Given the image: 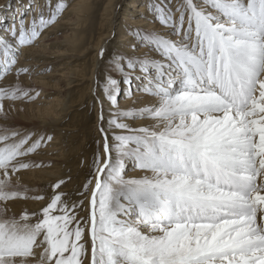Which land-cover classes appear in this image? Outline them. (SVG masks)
<instances>
[{
  "label": "snow or ice",
  "instance_id": "1",
  "mask_svg": "<svg viewBox=\"0 0 264 264\" xmlns=\"http://www.w3.org/2000/svg\"><path fill=\"white\" fill-rule=\"evenodd\" d=\"M151 7L167 32H137L132 47L147 46L144 57L116 54L129 93L135 83L151 106L122 110L121 81L97 85L103 148L82 199L61 180L35 197L47 200L38 213L17 218L11 203L29 197L13 174L30 167L24 158L42 138L0 134V264H264V0ZM65 10L43 0L11 23L0 17V111L5 99L30 96L19 80L29 71L21 52ZM140 120L151 123L133 127Z\"/></svg>",
  "mask_w": 264,
  "mask_h": 264
},
{
  "label": "bare ground",
  "instance_id": "2",
  "mask_svg": "<svg viewBox=\"0 0 264 264\" xmlns=\"http://www.w3.org/2000/svg\"><path fill=\"white\" fill-rule=\"evenodd\" d=\"M66 1L67 0H56V2L64 3L65 5L68 6V8H66V10L62 13L63 15H61L58 18V21L43 33L42 37H40L36 42H34L33 45L25 46L23 48L20 56L24 58V61L23 62L20 61L21 63L20 65L21 66L28 65L29 68H34L35 70L37 68V70L40 69L42 71L50 67L49 65L58 64L59 66H61V67L58 66V68L53 71L55 72L56 75L51 76L50 78L67 77L66 82L68 86L73 85V87L75 88L76 97L79 99V105L77 106H83L86 102L90 103L89 106L91 104L93 105L97 119L95 130L98 131V134L95 135H97L100 139L98 140L101 141V144L99 146L101 149L100 151H102L103 136L100 131L101 107L94 97L95 94L97 93V85L99 84L101 89L104 86L101 80H105L104 83H106L107 79L110 78L109 76L110 74L107 75L105 71V67L103 68V62L105 61L106 65H108L111 63V61H113L114 63L113 62L112 63L114 64V67H116L114 68V70H116L117 67H119L118 63L116 62L119 60V57L116 56L117 53L126 54L125 60L127 56H132L133 58L144 57V55L149 51L147 46H140L141 50L139 53H136L132 49L135 48L132 47L133 39L135 38L137 41H139V36L137 35V32H139V35L142 36L148 33H164L167 32V28L153 21V15L151 14L152 13L151 6L152 4L156 3V0H129V4L126 12L136 9V11L140 15H138V17L136 18L135 17L133 18V16H131V18H128L127 13L125 12L123 14L122 19L126 21V23L124 25L120 24L122 26L118 29V31L116 30V26H114V20H115L116 11L120 5V0H69L68 4H66ZM4 2L5 3H2L0 5V17H7V20H9L8 22L11 23L13 17L17 16L22 9L28 8L29 5L31 4H42L43 0H4ZM170 2L172 4H177L179 3V0H170ZM52 3L53 0H49V4L52 5ZM13 4L15 5L13 6ZM9 5L12 6L8 7ZM2 31L3 28L2 25H0V32ZM62 32H65L66 35L62 37V39H58L57 36L60 35ZM117 32L119 36L116 43L111 44V42H108L109 39L114 36L113 34ZM51 36H54L53 37L54 42L48 46L50 47V49L47 50V46L45 44L47 41L45 40ZM137 46H139V44H137ZM101 51L106 52V56L104 59H101L99 55ZM123 75L124 73L122 72L118 73V77H122ZM46 78H49V76H47ZM16 79L17 77L15 76V74H12L7 78V83L14 84ZM19 80L24 88L27 89L28 86L30 88L31 87L35 88L33 84L27 82L28 81L27 76H21L19 77ZM49 85H51L54 88H57L56 83L51 84L50 82ZM136 87L137 85L134 83L132 89L133 88L136 89ZM122 90H124V92L127 94L129 93V88L126 84H123ZM32 91L33 93L36 92L35 90ZM139 96L145 99L144 102L142 101L141 103L142 105L147 103L151 105L152 98L148 94L140 93ZM130 102L132 101L127 100L126 104L129 105ZM63 103L64 102H61L60 104L62 107H63ZM34 104L35 105L39 104V101ZM3 105H6L5 107L3 106L6 109L7 104L5 103ZM24 105L25 104L21 103L19 104L18 107ZM30 107H34V106L26 105L27 109H31L32 110L31 112L33 113L35 112L36 117L41 119H43L41 116L49 117L42 122L44 124V127H46L45 124H48V122H50L49 120L51 121L54 120L56 121V124L57 123L60 124L61 121L64 118H66L68 115L67 114L68 110L65 108L58 112L59 114L58 116H55L53 112L49 111V110H53V108H48V110H46L44 108L40 109L34 107L35 109H32ZM108 109H109V105L105 103L103 107V114H104L103 126L106 129L108 127L107 126ZM89 110L90 108L86 109L84 112H82V114H80V117L81 116L83 117V121L81 119L79 123L81 127L86 126V124L88 125L87 120H88V113L90 112ZM7 113L11 114L10 119H8L7 121L0 120V134L3 133L6 127L9 131L10 130L13 131L15 127L20 126L21 124L23 126L25 122L20 120V118H23L28 121L31 120L27 117L28 114H30L29 111L28 112L26 111L25 113L22 112L20 114V111H18V109L16 110L15 108H12L8 112H6V114ZM35 124L36 123H34L33 126H35ZM145 125H148V123L140 120L137 121L136 124L134 123L133 127H140ZM27 128L28 127L26 125V129ZM63 129L65 130V128ZM79 130L80 129H75V127L73 126H68L66 132L72 133V135L69 134L72 141L73 140L79 141L81 135L80 133H77ZM41 131H37L34 133V131L31 130L29 131V134H33V133L39 134L38 138H43L44 132ZM62 133L59 132V135L56 136L55 138H52L51 142H49L48 144H44L46 139L42 141L41 145L42 146L46 145L45 147L47 149H43L42 147L41 155L34 157L27 156L24 158L26 162L28 163L31 162V164H34L39 161H43L44 163H48L50 166H48L47 164H43V165H47L44 166L47 168H43V167L38 169L34 168V170L25 171V172L21 170L19 173H14L13 174L14 178L16 177L19 178L18 183L21 186V190L29 191V194H31V191L38 185V182L36 181L34 182L33 177L38 176L40 183L45 182L47 179H54V181L59 179V178L56 179V177H60L58 176L60 169L57 168L58 166L57 163L59 161L61 162L62 160L67 162V159L70 160L72 155L71 151L69 154L61 152L63 151V147L59 150L60 145L64 141L62 137L63 136ZM48 136L49 134L45 137ZM81 140L83 139L81 138ZM58 150L61 152V154L56 153V151ZM37 158L39 160H37ZM52 164L54 165L52 166ZM129 175L138 176L140 175V172L138 170H135L132 173H129ZM14 204L15 205H12L11 203V211L13 213L17 212V214L22 215L25 207L27 208L26 211H28V209L37 210L38 208L44 205V202H36V201L20 202V200H16ZM86 206H87V202H86ZM90 246H91V241L89 238V242H88L89 249Z\"/></svg>",
  "mask_w": 264,
  "mask_h": 264
},
{
  "label": "rangeland",
  "instance_id": "3",
  "mask_svg": "<svg viewBox=\"0 0 264 264\" xmlns=\"http://www.w3.org/2000/svg\"><path fill=\"white\" fill-rule=\"evenodd\" d=\"M5 2H4V0H0V5L2 3H5ZM68 3H69V0L66 1V4H68ZM128 4H129V0H120V5L116 11L115 20H114V26H116L117 31L122 25H124L126 23V21H124L122 18H123V14L127 10ZM14 5L15 4H13V6ZM66 8H68L67 5H66ZM126 13L128 15V18H131V16H133V18L134 17L136 18V17H138V15H140L136 11V9L128 11ZM61 15H63V14H61ZM8 21L9 20H7V22ZM8 23H10V22H8ZM120 24H122V25H120ZM2 28H3V26H2ZM65 35H66L65 32H62L60 35L57 36V38L62 39V37H64ZM113 35L114 36L111 37L108 41V42H111V44H115L117 39H118V36H119L118 32L113 34ZM53 37L54 36L48 37L45 40V41H47L45 43L47 46V50L50 49V47H48V46L54 42ZM132 49L136 53H139L141 50V47L139 45V46L132 48ZM21 57L22 56L19 57V59H20L19 63H20V61H22V62L24 61V58L23 57L21 58ZM112 62L113 61H111L110 64L106 65V62L104 61L103 62V68L105 67V71H106L107 75L110 74L109 75L110 78H116V79L121 81V83H120V95L118 97L120 108L122 110H127V109H132V108L151 106L148 103L143 104V105L141 104L142 101L143 102L145 101V99L143 97L139 96V94L142 92L136 91L135 88H133L134 90L128 94L125 93L124 90H122V86L125 83L122 82V79H121L122 77H118V73L119 72L121 73V68H119L120 64L118 63V66H119V67H117L118 70L117 69L114 70V68H116V67H114V64H113L114 62L113 63ZM49 66L50 67H48L47 69H44L43 71L40 69L37 70V68H36V70L34 68H29L28 65L23 66V67L27 68L29 71L22 76H27V78H28L27 82H30L31 84H33L36 89L34 87L30 88L28 86L27 90L29 91L30 96L27 98H24V99L15 100V101L10 100V99H5L4 101H2V103L7 104V108H6L7 110L4 108L6 105H3L4 106L3 111H0V120L1 121H4V120L7 121L8 119H10L11 114H8V113L6 114V112L11 110L12 108H15L16 110L18 109V111H20V114L22 112L25 113L26 111L30 112V114H28L27 117L31 120L28 121V120H25L23 118H20V120L25 122L23 124L24 127L21 124L20 126L15 127L13 129V131H19L22 133H24V132L29 133V131L32 130L35 133L37 131L42 130L44 132V137L49 134V136L52 138H55L56 136H58L59 132H61V133L63 132L62 137H63L64 141L60 145L59 150L63 147V151H61V152L69 154L71 151L72 155H71L70 160L67 159V162L62 160L61 162L59 161L57 163V165H58L57 168L60 169L58 176H60V177H56V179L57 178H59V179L55 180L56 182L54 181V179H47L48 181L46 180L45 182L40 183L38 176L33 177L34 182L35 181L38 182V185H37L38 188L35 187L31 191V194H29V191H26V193L28 194L27 196L29 197L28 199H23V198L18 199V200H20V202H29V201L44 202L43 206L46 205L47 200L46 199L37 200V199H35V197L36 196L37 197L49 196L51 194V191L53 190L54 185L57 182H60L61 180L68 181L67 187L64 188L63 190L65 193L69 194L70 198L73 201H78V200L82 199V197L80 196V190H82V186L85 184L86 180L89 178V175L92 171V160H93L95 154L101 150L100 146H99L101 144V141H99L100 140L99 137L97 135H95V134H98V131L95 130L97 119H96L95 109H94L93 105L91 104L89 106L90 103L86 102L83 106H77V105H79V99L76 97L75 88L73 87V85L68 86V84L66 82L67 77H64V78H53L52 77V78H50L51 76L56 75L55 72H53V71L56 70L59 65L53 64V65H49ZM108 66H112L113 70L110 71V67H108ZM59 67H61V66H59ZM47 76H49V78H46ZM104 81L105 80H101V82H103V85L105 84ZM50 82H51V84L56 83L57 88H54L51 85H49ZM32 90H35L36 92L34 91L35 93H33ZM135 92H136V94H135ZM127 100H130L132 102H130V104L128 105V104H126ZM38 101H39V104L35 105L34 103H36ZM61 102H64L63 107L60 105ZM21 103H23L25 105L18 107L19 104H21ZM31 104H33V105H31ZM26 105L34 106V107H37L40 109L44 108L46 110H48V108H53V110H49V111L53 112L55 116H58L59 115L58 112L65 108L68 110V112H67L68 115L66 118H64L61 121V123L63 122L62 124L60 123L61 125L58 123L56 124V121H54V120H52V121L49 120L50 122H48V124H45L46 127H44V124L42 122L49 117L41 116L43 119L36 117L35 112L33 113V112H31L32 111L31 109H27ZM8 106H10V107H8ZM34 107H30V108L35 109ZM28 108H29V106H28ZM88 108H90V110H89L90 112L88 113V120H87L88 125L86 124V126L81 127L79 125V123H80L81 119L83 121V117L82 116L80 117V114H82V112H84ZM32 121L33 122L35 121L34 122V123H36L35 126H33L34 123ZM141 121L147 122L148 124L151 123L150 120H141ZM136 122H134V123L136 124ZM27 123H29V124H27ZM31 123H33V124H31ZM26 125L28 127L27 129H26ZM58 125H60V126H58ZM68 126H73V127H75V129H80L77 132V133L81 134L79 141H77V140L72 141V139L70 138V135H72V133L66 132ZM63 128H65V130ZM5 129H7V127ZM10 131H12V130H10ZM64 133H65V135H64ZM43 138H42V141H44L46 139V138H44V139ZM81 138L83 140H81ZM49 142H51V140L49 141L48 139H46L44 144H48ZM73 145H74V147H73ZM45 146L46 145H43V146L41 145L36 150V152L30 154L29 156L34 157V156L41 155L42 147H43V149H47ZM59 150L56 151V153L61 154V152ZM37 160H39V159L37 158ZM71 160H73V161H71ZM29 164H30V167L28 169H23L22 171L25 172V171L34 170V168H36V169L42 168V167L47 168L44 166H47V165L50 166L48 163H44L43 161H39V162H36L34 164H31V162H30ZM43 164H47V165H43ZM53 165L54 164H52V166ZM132 172H133V170L129 166L128 174L132 173ZM20 188H21V186H20ZM32 192H33V195H32ZM14 202L15 201L12 202V205H15ZM42 207L38 208L37 210L36 209L29 210L28 209L27 212L38 213ZM26 209L27 208L25 207L23 213L26 211ZM14 214L17 218L22 216L21 214H17V212H15ZM78 215H79L80 219H84L85 217L88 216L86 203H85L84 208L79 209Z\"/></svg>",
  "mask_w": 264,
  "mask_h": 264
}]
</instances>
